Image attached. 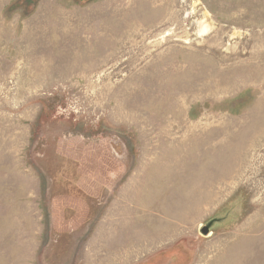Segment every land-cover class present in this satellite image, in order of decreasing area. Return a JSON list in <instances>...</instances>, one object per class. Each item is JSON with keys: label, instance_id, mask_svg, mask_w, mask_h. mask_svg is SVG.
<instances>
[{"label": "rangeland", "instance_id": "obj_1", "mask_svg": "<svg viewBox=\"0 0 264 264\" xmlns=\"http://www.w3.org/2000/svg\"><path fill=\"white\" fill-rule=\"evenodd\" d=\"M0 264H264V0H0Z\"/></svg>", "mask_w": 264, "mask_h": 264}, {"label": "water", "instance_id": "obj_2", "mask_svg": "<svg viewBox=\"0 0 264 264\" xmlns=\"http://www.w3.org/2000/svg\"><path fill=\"white\" fill-rule=\"evenodd\" d=\"M203 233L205 234V235H208L209 234V230L208 229H203Z\"/></svg>", "mask_w": 264, "mask_h": 264}]
</instances>
